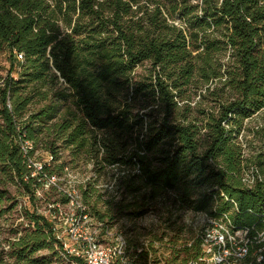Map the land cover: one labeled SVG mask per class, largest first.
Instances as JSON below:
<instances>
[{
	"label": "trees",
	"instance_id": "16d2710c",
	"mask_svg": "<svg viewBox=\"0 0 264 264\" xmlns=\"http://www.w3.org/2000/svg\"><path fill=\"white\" fill-rule=\"evenodd\" d=\"M2 59L0 214L10 180L33 205L13 264L55 244L81 264L54 235L58 209L34 205L37 148L50 154L37 170L48 178L80 161L137 166L118 176L117 191L144 190V204L162 199L171 213L215 208L234 225L263 226L264 175H244L238 135L264 109V0H0V68ZM144 62L147 73L136 75ZM189 90L200 100L192 104ZM101 175L78 184L84 202ZM50 185L53 204L69 201L63 181ZM198 249H173L169 262L186 264Z\"/></svg>",
	"mask_w": 264,
	"mask_h": 264
},
{
	"label": "rangeland",
	"instance_id": "374dc122",
	"mask_svg": "<svg viewBox=\"0 0 264 264\" xmlns=\"http://www.w3.org/2000/svg\"><path fill=\"white\" fill-rule=\"evenodd\" d=\"M0 68V83L7 74L8 62L2 59ZM149 63L144 62L136 67V75H143L149 69ZM16 75V74H15ZM192 96V104L200 100L199 92L195 93L189 90ZM205 92V90H203ZM211 97L205 98L202 105L211 103ZM2 120L0 119V124ZM245 127L238 135V140L243 146V154L247 158V165L244 175L252 182L257 172L264 175V109L258 111L251 117L247 118L244 123ZM205 130H202V134ZM50 154L44 148H37L35 153L30 157L29 162L38 167L45 162H50ZM262 161V162H259ZM121 169V170H120ZM35 170L32 175L37 176L38 181L42 184L36 192V202L39 212L49 215L55 206H51L55 199L59 198L56 190L51 189V180L46 174L40 175ZM101 170V177L96 183L98 189L89 202H84L78 184L95 175ZM65 172L61 176H56V181H63L60 189L66 190L76 189L80 199L87 204L91 213L98 218L97 212L105 214L104 223L111 228L112 231L122 230L124 235L130 239L131 243L139 242L145 237L155 236L165 240V238L173 245L169 248L170 257L173 249H182L185 246L195 244V235L204 223L202 214L191 208H175L170 212L171 206H166L162 199L159 202H149L148 205L142 201L143 191L136 194H125L117 191L116 179L120 174L129 171H138L136 167L130 165L123 166H105L102 169L94 167L92 161H80L78 164H69L65 168ZM105 172L113 176L111 180L104 177ZM65 180V182H64ZM252 180V181H251ZM11 199L4 203V211L0 214V264H13L16 259L14 250L11 245L17 237L28 228V218L26 211H32L33 205L29 201V197L25 195L23 189L15 182L10 180L9 184ZM136 196V197H135ZM151 203V204H150ZM65 209L67 204L60 203ZM145 210L141 215L135 212ZM151 211V212H150ZM111 236V235H109ZM185 253L179 255V259L185 257ZM27 264H78L69 259L64 252L55 244L47 246L30 255Z\"/></svg>",
	"mask_w": 264,
	"mask_h": 264
},
{
	"label": "built area",
	"instance_id": "2783aa9c",
	"mask_svg": "<svg viewBox=\"0 0 264 264\" xmlns=\"http://www.w3.org/2000/svg\"><path fill=\"white\" fill-rule=\"evenodd\" d=\"M50 179L57 185L55 175ZM65 191L67 209L51 204L58 209L52 215L54 235L81 264H170V240L150 236L131 243L122 230L114 232L95 217L76 189ZM212 211H198L204 219L194 239L199 249L186 264H264V219L262 227H241L233 224L228 212Z\"/></svg>",
	"mask_w": 264,
	"mask_h": 264
}]
</instances>
